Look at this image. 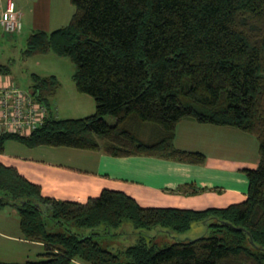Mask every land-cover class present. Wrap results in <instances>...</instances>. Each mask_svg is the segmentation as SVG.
Instances as JSON below:
<instances>
[{
  "label": "trees",
  "instance_id": "1",
  "mask_svg": "<svg viewBox=\"0 0 264 264\" xmlns=\"http://www.w3.org/2000/svg\"><path fill=\"white\" fill-rule=\"evenodd\" d=\"M65 26L34 30L24 57L55 53L75 64L80 93L95 100L92 114L60 118L52 99L61 87L52 75H31L30 90L49 115L28 134L0 135L25 147L103 150L204 164L206 155L175 146L183 119L230 126L258 139L260 163L242 168L246 200L226 207H143L124 191L105 188L86 202L45 195L16 166L0 159V209L15 208L27 240L42 242L36 260L0 264H264V0H71ZM8 65L0 73L10 74ZM115 117L109 123L107 116ZM155 133L143 135L145 125ZM52 224L50 225V222ZM130 221L137 242L113 251L65 224L117 229ZM203 222L210 233L160 247L148 230L186 233Z\"/></svg>",
  "mask_w": 264,
  "mask_h": 264
},
{
  "label": "crops",
  "instance_id": "2",
  "mask_svg": "<svg viewBox=\"0 0 264 264\" xmlns=\"http://www.w3.org/2000/svg\"><path fill=\"white\" fill-rule=\"evenodd\" d=\"M5 2L3 0V5ZM15 2L23 13L22 29L18 34L25 30L32 33L34 30L58 29L69 23L75 11L71 0ZM10 75L0 73L2 78H11ZM94 101L85 99L87 107L84 104L82 112L86 113L82 115L94 112ZM80 109L67 111L58 103L56 108L54 105L55 114L60 118L71 116L72 112L80 114ZM154 133L153 125L144 126L143 135L147 139H151ZM174 143L179 149L204 153L206 162L200 165L149 155L117 157L103 150L64 146H22L24 148L18 147L15 153L4 151L0 159L40 184L45 195L62 200L84 203L90 197H97L105 188L124 191L143 207L206 209L246 200L248 181L241 169L256 168L260 163L259 142L255 136L235 127L187 118L177 124ZM205 229L195 223L188 230L187 237L200 236ZM0 236L6 239L4 244L24 243V248L27 244L36 247L28 248L26 261L38 259L45 251L44 243L24 237L15 208L0 209ZM17 252L15 249L11 254ZM32 252H37V258L31 259ZM71 264L88 263L76 258Z\"/></svg>",
  "mask_w": 264,
  "mask_h": 264
},
{
  "label": "rangeland",
  "instance_id": "3",
  "mask_svg": "<svg viewBox=\"0 0 264 264\" xmlns=\"http://www.w3.org/2000/svg\"><path fill=\"white\" fill-rule=\"evenodd\" d=\"M29 35L30 32L27 33L26 30L20 34H4L2 28L0 27V65L9 66L12 81L16 82L17 85H19L21 88L29 90L31 84V75L33 73L40 75L54 74L61 81V87L52 99L55 108L57 107V103L62 109H65L67 111H77L79 110V108H81L80 114L72 112L73 114H71V116L63 117L80 118L92 114L93 112L90 114H81L86 113L82 112L85 109L82 108L84 104L85 107H87L85 99L88 98L89 100H94V98L85 93H80L76 89L73 80L75 64L72 62V60L69 57L58 56L53 52L47 54H37L31 57H24L23 51L26 47L27 38L29 37ZM59 115L61 116L62 114ZM106 119L111 122L115 121V117H113L112 115L107 116ZM22 146L24 145L15 140H9L6 142L5 152L7 151V153H15L18 147L24 148ZM51 224L52 221L50 222V225ZM198 224H201L206 228L200 236L208 235L210 233L205 223L199 222ZM57 229H70L72 231H77L85 235H90L92 232H95L97 233L95 237L102 243V245L113 251H119L125 249L129 245L135 244L139 235V229L135 228L130 221H125L122 226L117 229H109L105 226H100L95 230H91L88 228H77L74 225H70L68 223L65 224L64 228L54 227V230ZM187 232L182 234L176 232L169 233L162 226H155L154 228L147 231L149 235L155 236V242L160 247L169 245L179 238L185 239L187 237ZM3 242L7 241L2 236H0V259H3L2 261L7 262H25L28 259L25 256V254L28 253V248H36L32 247V245L29 244H27V248H24V243L4 244ZM15 249L18 250V252L12 255L11 253L14 252ZM21 249L22 251L19 253ZM37 252H32L31 259L37 258ZM9 254H11L12 256H9Z\"/></svg>",
  "mask_w": 264,
  "mask_h": 264
},
{
  "label": "built area",
  "instance_id": "4",
  "mask_svg": "<svg viewBox=\"0 0 264 264\" xmlns=\"http://www.w3.org/2000/svg\"><path fill=\"white\" fill-rule=\"evenodd\" d=\"M23 13L15 0H0V26L4 34L22 29ZM49 115L47 106L38 101L32 90H25L11 78L0 76V135L15 132L28 134L43 125Z\"/></svg>",
  "mask_w": 264,
  "mask_h": 264
}]
</instances>
